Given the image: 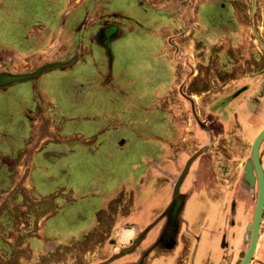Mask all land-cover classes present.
I'll return each instance as SVG.
<instances>
[{"label":"rangeland","instance_id":"1","mask_svg":"<svg viewBox=\"0 0 264 264\" xmlns=\"http://www.w3.org/2000/svg\"><path fill=\"white\" fill-rule=\"evenodd\" d=\"M128 1L131 9L124 19L126 29L114 45L115 58L101 66L104 74L111 73L114 86L109 91L104 83L107 92L103 90L106 93L96 97L101 104L92 114L99 119L86 120L84 116H92L90 113L79 107L72 109L70 93L67 97L57 91L56 100L45 99L49 112L57 114V127L62 129V141L58 142L57 149L80 151L95 130L108 127L105 136L98 138L111 141L105 148L106 154L114 159L106 158L99 164L104 169L117 171L118 178L125 180L127 187L128 183L133 184V188L126 187L119 201L123 203L125 199L129 208L130 203L137 202L139 194L144 200L152 191L157 195L154 209L160 219L174 197H183V207L180 202L174 207L175 212H185L184 217L179 215L183 223L182 232L177 236V249L189 246L198 264H240L250 244L248 227L253 221L258 195V182L251 184L247 180L245 167L252 161L254 140L264 129V0H194L189 2L190 15L178 24L174 21L181 20L180 15L156 12L148 3L141 6V0ZM21 15L0 13V51L13 53L18 51L16 47L33 48V42L20 43L26 40L22 38L24 31H17L26 30L25 15ZM26 35L34 33L29 31ZM176 42L183 47L189 45V53L177 48ZM189 54L196 60L190 59ZM48 73L46 78L59 75L56 70ZM6 76H0V83L6 81ZM40 76L36 71L32 76L35 81L11 84L7 92L0 90L2 116L11 106L15 109L30 106L35 92L46 93ZM188 77L190 90L185 92L183 82ZM62 88L67 89L65 84H59L57 77V90ZM90 89L88 86L85 91ZM22 101L25 102L20 105ZM75 111L81 112L74 114ZM81 113L82 117L75 116ZM23 114L19 119L27 122ZM75 156L78 157L70 153L57 152V156L36 153L29 163L31 178L16 179L18 186L14 191L0 192V264H109L114 261L112 253L104 254L109 253L107 248H115L113 242L93 240V235L80 239L89 230L91 218L87 221L86 216L79 218L74 214L85 206L84 200L77 196L85 193L91 175L96 173L90 161L79 164ZM55 159L57 169L62 164L73 172L83 171L84 177L79 179L75 173L63 179L57 176V184L53 180L46 182L44 196L34 194L40 199L37 200L25 183L32 177L34 181L38 164ZM260 160L264 170V140ZM202 173L210 183L208 193L200 199ZM254 173L256 176L255 169ZM2 184L0 189L8 187L5 179ZM56 189L57 193L64 194L57 200V210L46 197ZM66 196L75 201L64 202ZM55 222L63 227L58 240L47 233ZM216 223L219 226L215 227ZM230 224L237 226L233 228ZM224 229L227 233L217 238L212 235L213 231ZM260 230L264 234V227ZM72 237L79 241L71 240ZM184 237L191 241H184ZM150 243L146 240L144 248ZM134 246V240L121 244L119 254H128ZM77 248L81 249L79 257L71 255ZM94 250L102 255L91 262L85 256ZM175 259V256L162 258L161 264H175Z\"/></svg>","mask_w":264,"mask_h":264},{"label":"crops","instance_id":"2","mask_svg":"<svg viewBox=\"0 0 264 264\" xmlns=\"http://www.w3.org/2000/svg\"><path fill=\"white\" fill-rule=\"evenodd\" d=\"M141 1H143L140 4L141 6L148 3L150 9L156 12L168 11L169 16L172 15L174 17L180 15L181 20L177 19L174 21V23L178 24L179 21L184 23V18L190 15L191 8L189 2H193L194 0ZM197 1L200 2L201 0ZM202 1L204 2L205 0ZM130 9L131 8L128 0H0V13L15 12V14L20 13L25 15L24 21L26 30H23L19 27V29H17L18 32L24 31V33L22 32V38L26 39L20 43H26V41L33 42V48L19 50V48L16 47L18 49V51H15L16 53H7L8 51L4 53L5 51L1 50L0 74L3 76L8 75L17 78L16 76L32 73L43 65L66 62L72 59L71 57L74 55L77 48L76 44L75 48H72L73 42L76 41L73 34H75L79 28H82L86 25H88L89 28L92 27L93 34L100 25H116L118 27V36L120 37L122 30L126 29L123 23L124 19L128 15L127 11ZM32 17L33 22L31 19ZM27 30L34 33V35H26L27 32H29ZM174 45H176L177 48L186 49L189 53V45L184 47L183 45H179V43ZM35 49L37 51L35 53H31V51ZM62 50L65 51L62 52ZM85 50L86 52H83L80 58L82 59L84 65H82L80 62L74 63L71 66L65 68L55 66L42 72L41 76L43 77L41 78L40 76L39 79L41 78V84L46 87V93H43V95L40 93L37 94L35 92L31 96L33 99L30 106L27 108L20 107L18 109H15L13 106H11L9 111L6 109L7 112L4 116H2L3 112H0V187H2V182H4V179L8 183V187L0 189V192L14 191L18 186L15 184L16 179L21 177L31 178V175L33 174H29V163L32 161L33 156L36 153L44 152L50 154L51 156H57V152H59L60 155H66L70 153L78 155V157L75 156V158H78L77 160H79V164L82 162H86L88 164L90 161L92 171L96 174L91 175V178L88 181L89 188L85 190V193H82L83 195L77 196L82 201L84 200L83 204H85V206L83 209L81 207L74 211L76 217L81 218L86 216L85 219L87 221L89 218H91L88 221L89 230L84 232V236H80V239L93 235V240H109L113 242V246L115 248H107L106 251H109V253L104 252V254L107 253L110 255L112 253L113 255L114 261L109 264H128L127 262L122 263L126 258L120 259L121 255L119 253L121 244H125L127 241L130 242L135 240L137 234L140 231L139 224L141 223H139L138 220H143V224H147V222L152 219L154 215V218L158 216V212L156 213L157 210L154 209V206L157 205V195H153L151 191L148 193V196L142 200V194H139L137 202L133 204L130 203V207L127 208L125 199H123V203L119 201L121 195L124 194L127 187L125 180L120 181L118 178L119 173L117 171L104 169L102 164H99L100 161H103L106 158H108V160L114 159L113 156L106 154L108 152L105 148L106 144L107 142L111 141L107 139L99 140L98 138L100 135L105 136L106 132L109 131L108 127L106 128L102 126L99 127V130H95L94 132L96 133L89 136L85 142V146L81 148L80 151L73 149H57L58 142L62 141V138H60V132L62 129L57 127V121L55 117L57 114H52L49 112L47 102L45 103V99L48 101H53L57 97V91L63 92L66 96L70 93L68 96L70 97L72 109L75 108L76 110L79 107L81 110L84 109L85 112H87L86 114L90 113L92 116H84L86 120L96 121L99 119L94 117L92 113L98 107V105L101 104V100H97L96 98L97 95L105 90V88L93 92V90L96 89L94 86H90L89 83L93 78H95L94 76H96V81L98 83L105 78L106 74L101 71V66L104 67V64H100L98 61L92 63L93 59L91 60L87 57V55H89L87 54L88 48H85ZM31 54L33 56H30ZM53 56H57V58H55L56 60L54 61H52ZM91 56L93 57V53ZM189 58L196 60L195 57L191 58L190 54ZM197 60L199 59L197 58ZM34 65L35 67L37 65V67L35 68ZM52 70L57 71L59 74L57 75L59 84H65L67 89L62 88L61 90H57V77H55V75H49L46 78V76L49 74L48 72ZM94 70L97 75H93ZM83 72L85 73L84 77L82 76L84 75ZM89 73H91V76ZM61 74L69 75L61 76ZM110 78L111 77L107 78L105 81L106 87L109 91L112 86H114V82H112ZM184 79H186V77H184ZM189 80L190 78L188 77L187 81L185 80V82H183V84L185 83V92L190 90ZM14 83H22V81H14L12 84ZM5 86L6 87H1L0 85V88H2L0 90L2 92H7V89L9 86H11V84ZM88 86L91 89L85 91V88ZM80 89L83 91H80ZM101 96L98 97L101 98ZM40 99L42 100L40 101ZM24 102L25 101L20 102V105H23ZM2 103H4V101H2ZM3 107L5 108L4 105ZM79 112L81 111H75L74 114ZM21 114H23L22 117H24L27 122L21 121V119H19ZM75 116L82 117L83 114L81 113ZM108 117L114 116H107V118ZM108 120L111 121L110 119ZM91 130H94V128H91ZM22 146L24 147L22 148ZM42 162L43 163L38 164L39 171H37L38 175L34 176V181H32V177V180L28 179L25 183V185L28 184L26 185L27 187H31L32 196L34 198L35 193L38 196H44L42 194H44L46 191L45 185H47V181L53 180L51 182L57 184V176L58 178L63 179L69 176L71 177L73 176V173H75L78 175L79 179L84 177L82 173L83 171L81 173L73 172L70 169L62 167V164L59 163V168L57 169V159L53 161L50 160ZM202 174L203 176H201L204 183L200 179V199H202L201 196L203 194L206 195L208 193L207 187L210 183L208 178L206 179L207 176L205 177L204 173ZM127 180L130 179L127 178ZM128 187L133 188V184L131 185L128 183ZM70 190L73 191V193L76 192V189L70 188ZM79 190L81 192L82 188H79ZM130 192L134 193V191ZM195 192L196 190L194 193ZM155 193L157 194V190ZM49 194H51V192H49ZM52 195L53 198H51ZM52 195L46 197L48 198V201L51 202L50 205L53 206V209L57 210V200L64 194H62V192L57 193L56 189ZM71 199L72 201H70ZM74 201L75 199L72 197L67 198L66 196V199H64V202L70 204ZM116 201L119 202L116 203ZM127 211L129 212L127 213ZM184 213L185 212L183 210V217ZM216 226H219V223H216L215 227ZM236 226L237 225H231L230 227L234 228ZM263 227L264 226L262 224L261 229H263ZM62 229L63 227H61L58 222H55L48 228L47 233L49 236L53 237V240H58ZM216 230L212 232V235L216 238L218 235L221 236L223 232L227 233L226 229H224V231ZM72 233L75 234L76 231L73 230ZM71 240L79 241L77 237H72ZM186 240L191 241L190 238L186 239L184 237V241ZM95 251L96 250L85 256L89 258L91 262H95V260L102 255L101 252ZM80 254V248L73 249L71 252V255L75 257H79ZM254 257H257V260H252V263L250 262L251 264H264V234L262 230H260L258 245Z\"/></svg>","mask_w":264,"mask_h":264},{"label":"flooded vegetation","instance_id":"3","mask_svg":"<svg viewBox=\"0 0 264 264\" xmlns=\"http://www.w3.org/2000/svg\"><path fill=\"white\" fill-rule=\"evenodd\" d=\"M91 29L92 27L89 28L88 25H86L82 28H79V30H77L75 34H73L76 41L73 42L72 48H75V44L77 45L75 51L76 56L74 53V57H71L72 59L66 62H59L57 63L58 66L56 67L65 68L71 66L74 63L80 62L82 65H84L82 59L80 58L82 53L86 52L85 48H88L87 54L89 55H87V57L91 60L93 59L92 63L98 61L100 64H105L106 62L108 64V61H113V59L115 58L114 45L115 42L118 41V39H120L121 37L118 36V27L113 24L100 25L98 26L94 34L92 33L93 29ZM92 53L93 57L91 56ZM50 65L53 64H47V66L44 65L36 71H39L40 74H42V72H44L48 68L53 67ZM35 72L16 76L17 78L7 75L6 77H4L6 78V81L0 83V85L1 87H5V85L12 84L14 81H35L32 79V76ZM107 72L108 73H106L105 78L99 83L96 81V76H94L95 78H93L90 83L88 82L90 86L95 87L96 90H93V92L104 88L105 81L107 80V78L111 77V73L109 71ZM94 74L97 75L95 70L93 75ZM89 75L91 76V73H89ZM0 76L3 77L2 74H0ZM82 76L84 77L85 73ZM80 91L83 90L80 89ZM178 202H180L181 207H183L184 198L174 197L165 208V211L160 219L159 217H156L150 224H139L140 231L134 240L135 246L129 250L128 254L125 255V253H123V255H121L120 259L126 258L122 263L127 262L128 264H161L163 263L162 258L175 256V264H198L196 263V256L191 255V249L188 244L186 245L188 246V248L185 249H177L176 247L178 240L177 236L181 234V224L183 223L179 220V215H183V210H178L177 212L174 211V207ZM148 239L149 241H151V243L150 245L148 244L149 247L144 248L143 244ZM140 246L141 248H139ZM128 257L129 259H127Z\"/></svg>","mask_w":264,"mask_h":264},{"label":"water","instance_id":"4","mask_svg":"<svg viewBox=\"0 0 264 264\" xmlns=\"http://www.w3.org/2000/svg\"><path fill=\"white\" fill-rule=\"evenodd\" d=\"M264 140V129L260 131L252 146V161L248 162L245 167L246 178L251 184L258 182L257 203L253 221L250 223L248 230L251 232L250 244L248 250L243 254L240 264H250L257 249L258 239L261 229L262 218L264 214V170L260 160V146ZM256 171V176L254 173Z\"/></svg>","mask_w":264,"mask_h":264}]
</instances>
